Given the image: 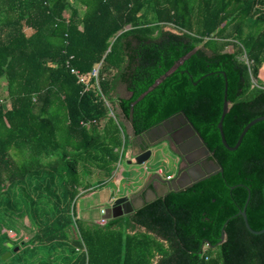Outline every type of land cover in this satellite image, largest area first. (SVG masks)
<instances>
[{
	"label": "trees",
	"instance_id": "1",
	"mask_svg": "<svg viewBox=\"0 0 264 264\" xmlns=\"http://www.w3.org/2000/svg\"><path fill=\"white\" fill-rule=\"evenodd\" d=\"M76 1L83 15L68 0H0V264L8 244L18 247L3 233L18 231L5 213L28 216L36 229L19 264H264V234L239 215L250 197L248 222L264 230V121L236 151L218 127L226 78L229 146L264 117V0ZM98 66L107 99L118 83L133 94L115 118L71 72ZM181 113L224 173L105 226L80 219L81 192L93 191L84 174L111 175L124 156L120 116L142 136Z\"/></svg>",
	"mask_w": 264,
	"mask_h": 264
},
{
	"label": "crops",
	"instance_id": "2",
	"mask_svg": "<svg viewBox=\"0 0 264 264\" xmlns=\"http://www.w3.org/2000/svg\"><path fill=\"white\" fill-rule=\"evenodd\" d=\"M104 97L107 99L106 96ZM130 97H131V93L127 91L126 87H122V89L121 87H119V90L117 89V87H115L112 93L113 100L110 101L109 99H107V101L110 102V104L112 105L111 111H114V114H121V110L119 108V101L124 98L129 99ZM8 103L6 102V104L9 106L10 103L9 104ZM120 121L124 124L126 134H127V140L125 137H123L125 140V148L122 151V153L125 152L124 156L122 157L116 170L111 175H108L105 172H101L97 170H94L93 171L94 173L92 174V177L95 176L97 178H99V176L101 175H105L103 176V178L107 182L113 181L118 185V187L120 186V188H118L117 192L114 194H112V191L105 192L106 188H104L101 191H97L98 187L100 188L102 187V185H105L106 183L103 182L101 179H98L97 181L92 182L90 176L88 177L89 183L93 185L92 186L93 191L87 194H84L80 199L81 200L84 199L85 201H88L93 196H96V201H95L96 204L92 205L91 207L89 206L85 207L83 209V212L85 215H83V213L81 214V210H78L79 218L88 223L92 222L95 224H99L100 220L103 218V215H104L103 211H105L108 207H110L114 203V201L120 197L128 195L137 204L141 200L145 202L146 199L148 200L153 199V195H154L153 193H157L158 195L165 194L169 190V186L164 184L166 182L175 181L176 183L180 185H185L189 179H193V177H197L198 175H200V171L197 169V167L200 166L203 170L212 169L211 161H214V159L212 158V155L207 154L203 148L197 147L196 145L194 146L193 137L191 135H189L187 139L182 138L183 136H181V134L183 133L184 130H187V128L185 124L181 122L180 120L171 122L170 127H165L163 130H159L152 134H148L145 137V139H143L141 136H136L134 134V130H133L131 123L126 121L123 116H120ZM177 134L180 135L179 136V139L181 140L180 144H182V146L186 148V152H184L182 155L185 154V156H192L195 154L196 150L201 149L200 153L202 152V155H203V159L201 160H204L205 164H207V161H210L206 167L203 165V163L195 164L197 165L195 168H193L192 164L186 165L183 162H180V164L177 165V164L170 162L169 160L163 163L162 162L157 163V162L151 161L150 163L145 165L143 168L130 165L131 163H135V156L140 151V146L142 142H144L146 145H149V146L151 145L155 146L158 144H162V142H164V140H166L170 135L174 136ZM161 148L165 152V155L173 156L174 158H177L176 157L177 153H182L178 151L177 145L175 144L171 145V144H168L167 142L163 143L161 145ZM125 163L128 164L129 167L131 166L132 170L135 172L134 176L131 179L127 180V184L125 187L127 190L121 187V182L123 180L124 172L126 169ZM160 164L165 165V167L169 169L170 172L168 171L166 176L164 175L165 172L163 168H160L158 171H155L153 169V167L160 165ZM193 171H197L198 175L193 176ZM157 174L161 176L162 183L158 181ZM169 176H172L173 178L171 180H168ZM94 187H97V188H94ZM123 189L125 191L124 193H123ZM80 202L78 201V204H77L78 206L80 204V207H78V209L81 208ZM146 204L148 203L145 202L144 206ZM91 213H93V215ZM128 232L130 234H135L136 232H145V229L140 228V229H135V230H129ZM8 247L13 248V245L12 247H10L8 244ZM14 250L16 253H19L20 247H16ZM65 255H68V254H65ZM59 263L65 264V263H62L61 261H59Z\"/></svg>",
	"mask_w": 264,
	"mask_h": 264
},
{
	"label": "water",
	"instance_id": "3",
	"mask_svg": "<svg viewBox=\"0 0 264 264\" xmlns=\"http://www.w3.org/2000/svg\"><path fill=\"white\" fill-rule=\"evenodd\" d=\"M198 49H195L193 52L189 53L187 56H185L184 58H182L168 73H166L163 77H161L153 87H151L147 92H145L139 99L137 102H135L134 105H136L139 101L143 100L150 92H152L154 89L157 88V86L162 83L165 79H167L173 72H175L181 65H183L185 63V61H187L194 53L197 52ZM231 50H233V48H231ZM225 54L229 53V51H225ZM226 76V75H225ZM227 92H228V82H227V78H226V89H225V100H224V107H223V114H222V118L220 120V123L218 125L220 133H221V138H222V143L223 145L229 150V151H236L238 150V148L241 146L244 137L246 136V134L248 133V131L256 124L264 121V117H260L258 119H255L254 121H252L251 123H249L246 128L244 129V131L242 132L236 146L234 147H230L225 134H224V129H223V123H224V119L226 117V115L229 113L230 111V103L228 101V96H227ZM133 96V94L131 93V97ZM176 120H180L181 122H183L187 128L188 133L193 137V143L194 146L196 145L197 147L203 148L205 150V152L207 154H211L212 157L214 156V153L208 148L204 138L201 136V134L196 130V128L192 125V123L190 122V120L188 119V117L184 114L181 113L175 117H172L171 119L165 121L164 123H162L159 126L154 127L153 129H151L150 131H148L147 133H145L143 136H141L143 139H145V137L148 134H152L156 131L159 130H163L165 127H170L171 122H175ZM175 141V138L173 137V135H170L166 140H164L163 143L167 142L168 144H172ZM162 144H158L155 146H149L146 145L144 142H142L141 146H140V151L136 154L135 156V163H131L130 165L136 166V167H140L143 168L145 165H147L148 163H150L151 161L157 162V163H163L166 162L167 160H169L170 162L174 163V164H180V162H185L187 160L185 154L182 155L180 153L176 154L177 158H174L173 156H168L165 155V152L163 151V149L161 148ZM186 152V150H185ZM211 165H212V169L210 170H203L200 166L197 167V169L200 171V175H198L197 177H193V179H189L188 182L185 185H180L178 183H176L175 181L173 182H166L164 184L169 186V190L163 194V195H158L157 193H153V199H146L145 202L146 203H151L153 201H155L158 198H163L166 195H168L171 192H179L182 191L186 188L192 187L194 184H197L199 182H202L216 174L219 173H224V169L217 164V162L211 161ZM158 181H162L161 180V176L158 175ZM162 183V182H161ZM264 194V191H263ZM143 200H141L138 204L136 202H134L132 200V198L130 196H123L118 198L117 200L114 201V203L108 207L105 210V214L103 215V219L106 221H112V220H116V219H120L126 216H130L135 214L136 211H138L139 209L144 207V203ZM250 202V197L247 200L246 206L245 208L239 213V215H241L244 220H245V224L247 229L249 230L250 233L254 234V235H262L264 234V230L262 231H255L254 229H252V227L250 226L249 222H248V217H247V206ZM227 226V224L225 225V227ZM226 232H225V228L222 230V236H221V243L223 244L224 242H226ZM10 247H12V244H9ZM12 254L9 253L8 255L3 257V260H7L8 257H11Z\"/></svg>",
	"mask_w": 264,
	"mask_h": 264
},
{
	"label": "rangeland",
	"instance_id": "4",
	"mask_svg": "<svg viewBox=\"0 0 264 264\" xmlns=\"http://www.w3.org/2000/svg\"><path fill=\"white\" fill-rule=\"evenodd\" d=\"M68 3H70L71 5H73L74 7H76L79 11H80V14L81 15H83V12H84V10H83V8L80 6V4H79V2H77L76 0H68ZM71 12H72V9H68L67 10V12L65 13L66 15H70L71 14ZM247 29H249V27H246ZM167 30H171L170 28L169 29H167ZM172 31V30H171ZM254 85H257V81H254ZM7 84H6V82H0V92H1V95H2V99L3 98H7ZM116 87H117V89L119 90V87H121V89H122V87H125L124 85H122L121 83H118L117 85H116ZM8 103V102H7ZM9 104V103H8ZM129 129V128H128ZM15 160L17 161V162H19L20 161V158H19V156H16L15 157ZM125 166H126V169H125V172H124V177H123V180H122V182H121V187L122 188H125L126 187V184H127V180L128 179H131L133 176H134V174H135V172L132 170V168H131V166L129 167L128 166V164H126L125 163ZM82 167V166H81ZM160 168H163V170H164V172H165V176L167 175V173H168V171H169V169L168 168H166L165 167V165H163V164H160V165H157V166H155V167H153V169L155 170V171H158ZM174 170V169H173ZM172 170V171H173ZM81 171H82V169H81ZM94 171V169H92V173L90 174V175H85L84 173V176L86 177V180H87V182H89L88 180V177L90 176V178H91V181L92 182H95V181H97L98 179H101L103 182H105L106 184L105 185H102V187H98L97 188V191H101V190H103L104 188H106V191L105 192H110V191H112V194H114V193H116L117 192V190H118V188H120V186L118 187V185L115 183V182H107L104 178H103V176H105V175H101V176H99V178H97V177H95V176H93L92 177V174L94 173L93 172ZM170 172V171H169ZM104 186V187H103ZM128 188V187H127ZM125 190H127L126 188H125ZM90 191H88V192H85V191H82L81 192V194L83 195V194H87V193H89ZM125 191H124V189H123V193H124ZM80 200L81 199H78V201L80 202ZM78 201H77V204H78ZM96 196H93L92 198H90V200H88V201H85L84 199H82L81 200V208L80 209H78V207H80V204H79V206L77 205V212H78V210H81V214L83 213V215H85L84 214V212H83V209L85 208V207H87V206H89V207H91L92 205H95L96 204ZM88 203V204H87ZM92 215H93V213H91ZM95 215V214H94ZM5 216H7V217H9L8 219H11L10 221L13 223V226L18 230L17 231V233H14V232H12V231H7V230H3V233H6L7 232V234H8V236H9V238H10V240L14 243V244H16L18 247H20V246H22V243L23 242H29L30 240H32V238H33V236L35 235V233H36V229L34 228V226L32 225V223L30 222V220H29V218H28V216H26V215H19L18 213H12V214H7V213H5ZM9 253H11L12 254V257L10 258V257H8V259L7 260H3V257L4 256H6V255H8ZM4 256H2L1 257V263L2 264H19L20 263V261L22 260L23 261V258L21 257V255H18L16 252H15V250H13V248H10V250L9 251H7L6 253H5V255ZM42 254H40L36 259L38 260V261H40L41 259H42ZM28 257V256H27ZM43 257H46V256H43ZM53 258H50L49 259V262H51V263H53ZM25 261V260H24Z\"/></svg>",
	"mask_w": 264,
	"mask_h": 264
},
{
	"label": "built area",
	"instance_id": "5",
	"mask_svg": "<svg viewBox=\"0 0 264 264\" xmlns=\"http://www.w3.org/2000/svg\"><path fill=\"white\" fill-rule=\"evenodd\" d=\"M100 69L101 66H98L96 69L93 70L92 73L88 74V75H83L82 73H80V71L76 70V69H72L71 72L78 78L79 83L82 84L85 87V91H89L91 88H97L102 100L105 102L106 106L110 109V111L112 110V105L110 104V102L107 101V99L104 97L101 88L99 86V75H100ZM95 79L96 80V85H92V80ZM111 117L115 118V114L114 111H111L110 113ZM96 123V122H95ZM173 177L169 176L168 180H171ZM103 214H105V211H103ZM108 221L104 220L103 218L100 220L99 224L101 226H105L107 224Z\"/></svg>",
	"mask_w": 264,
	"mask_h": 264
},
{
	"label": "flooded vegetation",
	"instance_id": "6",
	"mask_svg": "<svg viewBox=\"0 0 264 264\" xmlns=\"http://www.w3.org/2000/svg\"><path fill=\"white\" fill-rule=\"evenodd\" d=\"M190 134L188 133V131L187 130H184L183 131V133L181 134V136H183L182 138H184V139H187L188 138V136H189ZM179 136L180 135H174L173 137L175 138V141L172 143L173 145L175 144V145H177V148H178V151L179 152H182V153H180V154H183L184 152H185V150H186V148L184 147V146H182V144H180L181 143V140L179 139ZM185 143V142H184ZM187 143V142H186ZM171 144V145H172ZM200 150L201 149H199V150H196L195 151V154L194 155H192V156H186V158H187V160L184 162L186 165L187 164H192V166H193V168H195L197 165H195V164H202L203 163V165L206 167L207 166V164L210 162V161H207V164H205V161L204 160H201V159H203V155H202V152L200 153ZM201 154V155H200ZM184 164V165H185ZM184 167V166H183ZM195 175H198V173H197V171H193V176H195Z\"/></svg>",
	"mask_w": 264,
	"mask_h": 264
}]
</instances>
